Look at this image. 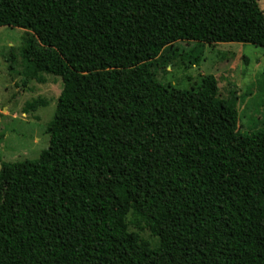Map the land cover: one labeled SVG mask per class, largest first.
I'll list each match as a JSON object with an SVG mask.
<instances>
[{
    "label": "trees",
    "instance_id": "1",
    "mask_svg": "<svg viewBox=\"0 0 264 264\" xmlns=\"http://www.w3.org/2000/svg\"><path fill=\"white\" fill-rule=\"evenodd\" d=\"M4 26L61 91L48 148L1 162L0 264H264L262 123L241 132L213 75L152 70L264 48L259 0H0Z\"/></svg>",
    "mask_w": 264,
    "mask_h": 264
},
{
    "label": "rangeland",
    "instance_id": "2",
    "mask_svg": "<svg viewBox=\"0 0 264 264\" xmlns=\"http://www.w3.org/2000/svg\"><path fill=\"white\" fill-rule=\"evenodd\" d=\"M259 6L264 13V0ZM28 36L19 28L0 27V165L36 160L48 148L46 128L61 91L60 78L38 75L45 79L40 83L25 67L21 49ZM152 70L157 80L180 89L197 87L203 76L213 75L219 97L235 102L240 131L259 123L264 127V48L242 43L205 45L198 65H186L177 56L167 68ZM32 101L45 106L31 110Z\"/></svg>",
    "mask_w": 264,
    "mask_h": 264
}]
</instances>
